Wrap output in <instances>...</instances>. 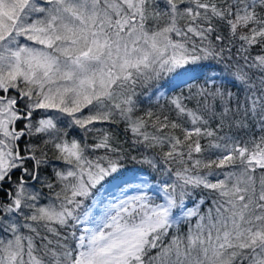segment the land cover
I'll return each mask as SVG.
<instances>
[{
	"label": "snow or ice",
	"instance_id": "obj_1",
	"mask_svg": "<svg viewBox=\"0 0 264 264\" xmlns=\"http://www.w3.org/2000/svg\"><path fill=\"white\" fill-rule=\"evenodd\" d=\"M0 264H264V0H0Z\"/></svg>",
	"mask_w": 264,
	"mask_h": 264
},
{
	"label": "trees",
	"instance_id": "obj_2",
	"mask_svg": "<svg viewBox=\"0 0 264 264\" xmlns=\"http://www.w3.org/2000/svg\"><path fill=\"white\" fill-rule=\"evenodd\" d=\"M73 135H75V133H73Z\"/></svg>",
	"mask_w": 264,
	"mask_h": 264
}]
</instances>
